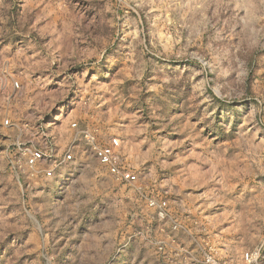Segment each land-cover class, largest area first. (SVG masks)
<instances>
[{"label":"rangeland","instance_id":"rangeland-1","mask_svg":"<svg viewBox=\"0 0 264 264\" xmlns=\"http://www.w3.org/2000/svg\"><path fill=\"white\" fill-rule=\"evenodd\" d=\"M78 130L120 136L138 182ZM206 241L264 264V0H0V264H207Z\"/></svg>","mask_w":264,"mask_h":264},{"label":"built area","instance_id":"built-area-1","mask_svg":"<svg viewBox=\"0 0 264 264\" xmlns=\"http://www.w3.org/2000/svg\"><path fill=\"white\" fill-rule=\"evenodd\" d=\"M72 127H78V123H72ZM77 137L86 139L91 147L93 148L95 156L98 158L100 163L107 167L109 171L121 181L128 184H135L139 180V176L130 170L124 169L121 166L120 150L123 147V142L120 136H112L109 144H99L96 142L95 135L87 130H78ZM24 157L25 163L34 171H37L39 165L45 161H50L52 158L51 154H47L43 149L26 146L20 148ZM76 160L75 150L72 148L67 149L59 158L55 159V167H69ZM55 167L43 169V175L46 177H52L55 173ZM148 204L154 209L159 219H166L171 217L169 213V204L165 199L149 198ZM181 227L179 222L172 220L171 229L178 230ZM163 233L170 237L172 244L174 245L178 254H188L189 249L186 246L179 245L175 237H172L170 233L162 229ZM201 258L207 264H223L218 260V250L210 241H206L201 244ZM52 258V256H51ZM244 258L247 263L252 264L255 262L257 255L253 252L247 251L244 253Z\"/></svg>","mask_w":264,"mask_h":264},{"label":"crops","instance_id":"crops-1","mask_svg":"<svg viewBox=\"0 0 264 264\" xmlns=\"http://www.w3.org/2000/svg\"><path fill=\"white\" fill-rule=\"evenodd\" d=\"M245 228L246 227H243L241 229L240 227H232L231 234L229 235L231 239L233 240V242L239 241L240 233H242L243 235L247 234L248 237L251 236L253 226H247V229Z\"/></svg>","mask_w":264,"mask_h":264}]
</instances>
